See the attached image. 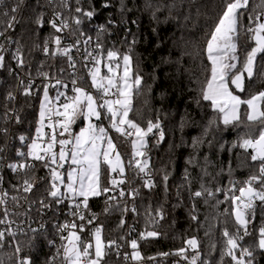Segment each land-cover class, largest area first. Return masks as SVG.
<instances>
[{
  "label": "snow or ice",
  "instance_id": "obj_1",
  "mask_svg": "<svg viewBox=\"0 0 264 264\" xmlns=\"http://www.w3.org/2000/svg\"><path fill=\"white\" fill-rule=\"evenodd\" d=\"M25 3L26 0H16L14 5L5 6L7 10H0V38L4 39V43H0V69L5 67L6 44L13 42L7 33L14 31L20 22L18 13ZM47 3L53 5L47 23L54 31L44 39L41 51L46 58L66 63L71 72L63 66L57 67L55 73L45 71V61L36 68L35 77L30 71L24 77H18L17 87L22 95L35 97L42 92V96L39 97L35 135L18 138L26 151L18 149L14 162L0 164L17 176V183L6 189L0 175V248L8 244L14 249L9 260L14 257L15 264H32V258L22 254L23 249L15 239L23 230L12 217L21 215L15 211L23 206L21 201L31 203L24 194L32 193L38 182L44 181L47 197L56 204L67 202L69 217L56 226L60 244L50 264H55L57 258H60V264H108V257L113 254L121 257L125 248L131 249L130 252L123 251L125 264L154 260L155 257L142 255L140 241L161 236L157 228L164 219L163 206L153 208L151 204H138L137 199L142 196L141 189L151 191L157 186L149 140L154 139V146H159L166 137L159 117L155 121L149 119L146 126L133 118L135 99L143 89V76L134 62L136 40L133 39L123 52L115 45L106 47L104 37L114 23L111 19L96 27L95 38L87 35L82 25L85 21L91 22L97 14L91 0L88 8L83 6V0H47ZM250 3L253 4L251 8ZM103 6L110 5L105 3ZM146 7H152L151 0ZM57 8L66 10L68 15ZM245 16L247 25L243 23ZM35 23L44 26L43 13L37 15ZM64 33L72 38V43H65ZM242 34L247 36L243 50ZM15 43L18 46L12 59L20 69L30 67L26 64L22 46L18 41ZM36 47L40 48L39 45ZM197 55L207 62L198 103L207 102L214 116L201 135L193 138V154L187 161L201 169L199 188L192 190V178L187 168L184 186H187L192 201L191 220L199 223L196 201H202L211 209L204 216L207 223L205 236L211 237L219 227L220 237L210 241L207 253L201 251V240L192 236L174 252L160 255L178 256L180 259L175 264L181 261L185 264H225L226 261L228 264H254L257 250L264 253V89L248 94L247 84L258 76L264 80V72L257 70L264 62V0L259 3L220 0L216 19L205 31L204 46L197 49ZM78 63L82 71H78ZM54 66L47 65L50 69ZM62 74H67L68 79L62 78ZM37 78L42 81L39 87L35 83ZM6 99L15 100V94L9 91ZM16 120L20 122L18 115ZM221 126L226 130L246 129L238 132L237 139L227 149L224 144L220 145V151L231 153L238 148L247 157V166L254 170L243 180L235 178L231 161L215 176L208 171L211 161L207 156L203 165L198 164L200 148L206 142L212 147V141L207 137ZM184 127L185 119L181 118V131ZM3 132L6 134L7 129ZM120 140L129 144V155L120 151L117 143ZM6 147H0V153ZM3 159L0 156V161ZM38 169L45 170L46 175L37 177ZM160 171L167 191L170 173L165 169ZM225 173L228 177L226 186L216 180V176ZM204 177H211V180L206 183ZM137 181H140L139 187ZM212 183L216 186H210ZM101 197L104 198L102 211L105 216L120 212L119 229L124 228L129 213L140 216L143 207L144 230L138 233V239L129 238L136 230L134 227H129L118 239L104 235L103 223H96L100 214L90 205V201ZM40 203L42 207H49L43 200ZM222 205L226 206L221 208ZM258 207L262 212L259 221ZM43 230V224L39 228H30L33 239ZM217 252L218 259H215ZM0 264H4L2 258Z\"/></svg>",
  "mask_w": 264,
  "mask_h": 264
},
{
  "label": "trees",
  "instance_id": "obj_2",
  "mask_svg": "<svg viewBox=\"0 0 264 264\" xmlns=\"http://www.w3.org/2000/svg\"><path fill=\"white\" fill-rule=\"evenodd\" d=\"M106 2L110 5L109 7L103 6ZM122 2L123 10H121ZM147 2L148 0H91L97 14L91 22L85 21L82 28L87 34L95 36L96 27L106 24L111 19L114 23L109 26V32L104 37L106 47L115 45L120 49V43H122L126 50L132 40H136L133 55L134 62L143 76V89L135 99L136 113L133 118L142 126H146L149 119L155 121L159 117L165 131L166 138L159 146H154V139L149 140L157 186L151 191L141 189L142 196L137 200L138 204H151L153 208L163 206L164 219L160 221L157 228L161 236L157 239L142 241L140 243L142 255L165 257L160 254L174 252L184 246V240L192 236L201 240V251L207 253L210 241L218 240L220 237L219 227L214 230L211 237L205 236L207 223L204 221V216L209 214L211 209L206 208L200 200L196 201L199 209V223L191 220L189 213L192 201L189 199L187 186H184V177L187 168L192 178V190L199 188L201 169L199 166L188 164L187 161L193 154L191 148L193 138L201 135L214 113L209 109L207 102L198 103L199 89L206 76L207 62L202 56L197 55V49L204 46L205 31L216 19L220 0H151V8L146 7ZM254 3H259V0H254ZM168 5H174V7L169 8ZM83 6L88 8L89 0H83ZM158 6L159 11L156 10ZM252 6L253 4L250 3V8ZM4 9L6 8L0 7V10ZM154 12L155 16H153ZM40 13H43L41 5L31 0L15 31V37L22 46L26 64L30 65L25 69L33 73L40 63L45 61V71L55 73L56 68L60 66L67 69L66 63L59 59L53 61L42 54L44 39L53 33V29L50 25L40 27L35 23ZM243 23L245 25L248 23L246 16ZM127 25H131L129 31ZM110 30L117 33V36H113ZM240 44L243 50L247 45L246 35H241ZM37 45L40 48H37ZM47 65L55 66L50 69ZM257 70L264 72V62L258 65ZM67 71L71 72V69ZM63 75L67 76V74ZM16 84V77L13 74L7 70L0 71V147L7 145L3 154L8 153L10 156H14L15 152L23 147L18 139L19 136L28 132L37 122L41 96L40 92L35 97H25L21 93L17 99L8 101L6 96L9 91L16 95ZM247 87L248 94L255 93L264 89V80L258 76L255 80L248 82ZM14 109L16 117L19 116V123L12 118L11 111ZM181 118L185 119V127L182 131ZM3 129H7L6 134ZM245 130H226L223 126L219 130L213 129L207 137V140L212 141V147H209L206 142L200 148L198 164L203 165L204 157L207 156L211 161L208 171L215 176L222 166L226 169L228 162L231 161L235 178L245 179L254 170L247 166L249 162L245 154L238 148L233 149L231 153L227 150L220 151L221 144H224L227 149L237 139L238 132ZM117 143L125 155L130 154L129 144L122 140ZM161 169L170 173L167 191L161 180L163 175ZM7 176L10 182L17 183L15 173L9 172ZM204 180L207 183L211 177H204ZM216 180L226 186L228 177L225 173L216 176ZM139 184L140 181H137L136 186L139 187ZM43 186L44 183L37 185L38 188ZM210 186L215 187L216 184L212 183ZM178 190L179 196H177ZM220 198H223L222 195ZM90 205L98 209L100 222L104 225V235L107 238L118 239L121 234L126 233V224L122 229L117 228L120 212L114 211L109 216L103 214V197L93 199ZM225 206L222 205L221 208ZM140 212V216L130 213V221L143 231V207L140 208ZM261 214V209L258 207L257 221ZM200 224L204 226L201 227ZM15 239L19 241L23 249L22 254L32 258V264H50L53 256L56 255L55 248L49 243L52 235L47 232L36 234L35 239H33V233L18 236ZM13 252L14 249L8 244L0 248V258L4 260V264H15L14 257L9 260ZM214 258L218 259V252L214 254ZM176 259L180 258L170 255L156 264H175ZM59 263L60 258H57L55 264ZM108 264H125V262L122 255L118 258L113 254L108 257ZM225 264L228 262L226 261ZM254 264H264V253L257 250Z\"/></svg>",
  "mask_w": 264,
  "mask_h": 264
},
{
  "label": "built area",
  "instance_id": "obj_3",
  "mask_svg": "<svg viewBox=\"0 0 264 264\" xmlns=\"http://www.w3.org/2000/svg\"><path fill=\"white\" fill-rule=\"evenodd\" d=\"M30 1L31 0H26L25 6L18 13V19L20 22L22 20L23 15H24V10L27 8L28 3ZM35 1H37V3H39L41 5V9L43 10L44 19H45L44 26L48 25L47 21L51 18L52 13H53V5H49L47 3V0H35ZM73 2H74V0H73ZM15 3H16V0H3V2L0 3V7H4V8H6L4 10H7V7H10V6L14 5ZM106 3H108V2H106ZM5 6H7V7H5ZM57 10L61 11L63 9L57 8ZM63 11L65 12V15H68L66 10H63ZM20 22L18 24H20ZM18 24L16 25L14 31L9 30V32L7 33V35L11 36V39L13 42L6 44V47L8 50L4 53V55H5V67L0 69V71L1 70H7L10 74H13L16 77V82H17V84H16V95H15L16 99L21 94V91L17 87L18 77H24L25 73H27L26 69L18 68L15 60L12 59V54L15 52V50L18 46L17 43H15V41H17V37H15V31H17ZM0 27H2V26L0 25ZM130 29H131V25H127V30L129 31ZM110 33H112L113 36H115V35L117 36V33L113 32V30H110ZM87 35H89V34H87ZM64 36L66 37L65 43H72L73 42L72 38L68 37L67 33H64ZM90 36H92V35H90ZM47 37H49V35ZM92 37L95 38V36H92ZM112 42L114 43V40ZM0 43H4L3 38H0ZM120 49L125 51L122 43H120ZM42 54H43V52H42ZM73 54L75 55V52ZM77 59H79V58L77 57ZM77 69H78V71H82L80 69L79 63L77 65ZM31 74L33 77H35L36 72H33ZM62 78L68 79V77L64 76V75L62 76ZM35 83L39 87L42 84V81L39 78H37L35 80ZM52 94L54 95V91ZM40 95H42V92H40ZM38 113H39V109H38ZM11 115H12V118H14V120H16V110L15 109L13 111H11ZM36 126H37V122L35 123V125L33 127H31V129L28 132H25L22 135L31 138L32 136L35 135ZM19 150H25L26 151V149L24 147L19 148ZM120 151H121V149H120ZM0 156L4 157L3 161H0V164H2V165H6L8 163L14 162L17 158L16 152H15L14 156H12V155L10 156V154H8V153H6V154L0 153ZM9 172L13 173L6 166L0 167V175H2L4 178V187L6 189H10V186L12 184H15L13 182H10V180L7 176V174H9ZM36 174H37V177H43L46 175V172L43 169H38ZM39 183H44V186L42 188L36 187L32 193L24 194V195H27L29 197V201L31 203L21 201L20 203L23 206L15 209V211L21 213V215L14 216V217H12V219H14L16 221V223L23 230L16 237L31 234L32 232L30 231V228H33V229L39 228V226L41 224H43L44 225L43 232H47V233L52 235L51 241L54 243H52L51 245L56 250V247L59 246V244H60L59 234L57 232L56 226H57V224H62L65 221V219H69V217L67 216V212H68L67 202H65L63 204H56L54 201H52V199L50 197H47V193L44 191L45 182L39 181L38 184ZM42 200L46 204H48L49 207H46V208L42 207L41 203H40V201H42ZM91 207H92L93 211L99 213L98 209L94 205H91ZM257 211H258V208H257ZM126 221H127L126 233H127V230L129 227H134L136 229L135 232L131 233V236L129 238L130 239L131 238L138 239V233L141 232L142 229H140V227L138 225L131 223L130 213L127 215ZM96 223L97 224L101 223L100 222V215H99V219ZM13 227L15 228L16 225H13ZM141 242L142 241H140V243ZM123 251H129L130 252L131 249L130 248L122 249V254H123ZM145 258H147V257H145ZM164 258L165 257H162V258L155 257L154 260L145 259L143 264H156L159 260L164 259ZM177 260H179V259H176V261ZM181 262H182V264H185L184 261H181ZM129 263L135 264V262H129Z\"/></svg>",
  "mask_w": 264,
  "mask_h": 264
},
{
  "label": "rangeland",
  "instance_id": "obj_4",
  "mask_svg": "<svg viewBox=\"0 0 264 264\" xmlns=\"http://www.w3.org/2000/svg\"><path fill=\"white\" fill-rule=\"evenodd\" d=\"M42 96V95H41ZM129 152H131V150L129 151ZM122 153H124V152H122ZM60 264V263H59Z\"/></svg>",
  "mask_w": 264,
  "mask_h": 264
}]
</instances>
